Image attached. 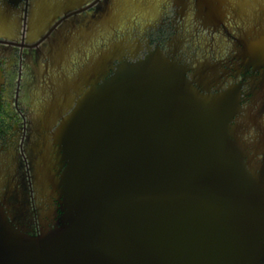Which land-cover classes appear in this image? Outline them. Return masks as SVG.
I'll list each match as a JSON object with an SVG mask.
<instances>
[{"label": "water", "instance_id": "water-1", "mask_svg": "<svg viewBox=\"0 0 264 264\" xmlns=\"http://www.w3.org/2000/svg\"><path fill=\"white\" fill-rule=\"evenodd\" d=\"M22 1H6L10 15ZM44 2L48 10L31 6L29 32L56 27L67 10L49 17L62 0ZM109 3L98 10V45L89 40L94 25L86 29L82 94L58 133L64 213L31 232L0 202V264H264V135L245 151L230 128L238 91L203 90L161 49L126 56L114 36L132 13L109 12ZM0 15V27L13 30Z\"/></svg>", "mask_w": 264, "mask_h": 264}, {"label": "flooded vegetation", "instance_id": "flooded-vegetation-1", "mask_svg": "<svg viewBox=\"0 0 264 264\" xmlns=\"http://www.w3.org/2000/svg\"><path fill=\"white\" fill-rule=\"evenodd\" d=\"M6 1L0 0V14L14 28L0 27V202L9 218L39 232L55 226L64 213L63 196L55 188L67 166L58 133L82 94L86 29L94 25L89 40L98 45V10L108 0L50 5L49 17L67 9L58 18L56 27H62L55 39L53 24L46 28L42 22L29 32L31 6L42 2L48 10L45 0H23L12 15ZM72 5L77 7L68 8ZM103 7L132 13L119 18L125 27L114 36L117 46L125 44L126 56L161 49L187 64L188 76L203 90L238 91L240 110L230 128L238 131L245 151H255L264 135V0H110ZM135 10L142 11V19H131ZM55 89L60 91L53 101Z\"/></svg>", "mask_w": 264, "mask_h": 264}]
</instances>
